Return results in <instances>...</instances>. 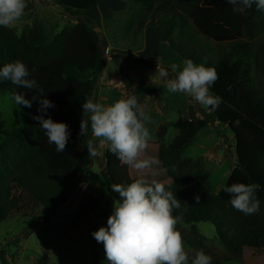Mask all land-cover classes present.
Returning a JSON list of instances; mask_svg holds the SVG:
<instances>
[{
	"label": "trees",
	"instance_id": "16d2710c",
	"mask_svg": "<svg viewBox=\"0 0 264 264\" xmlns=\"http://www.w3.org/2000/svg\"><path fill=\"white\" fill-rule=\"evenodd\" d=\"M54 6L66 12L77 11V22L65 26L52 38L40 23L26 25L22 31L15 27L0 26V68L6 63L20 60L44 89L46 97L55 107L47 109L43 115L54 121L66 122L70 138L66 152H57L50 144L38 120H28L4 132L0 143V222L15 217L38 218L56 217L74 192L85 182L93 156L88 155L87 142L92 139L91 130L80 136L82 104L89 98L92 78L95 75L101 50L84 13L95 9L101 0H52ZM135 3L147 13L139 14L144 25L147 16L159 34V42H168L171 49L186 59L182 48L171 39L179 22L190 21L196 30L216 43L230 42L231 51L212 59L205 56V66L215 67L219 79L211 87V92L222 97V103L200 120L179 118L173 125L177 135L169 143L165 125L158 132L160 145L157 151L159 165L147 172L146 178L158 180L170 186L180 200L182 222L191 225L187 231L177 227L184 242L191 248L189 264L195 251L203 250L212 257L211 264H224L223 259L206 246L204 236L196 226L199 222H210L216 228L217 236L230 256L240 257L245 250H264V11L253 4L246 15L232 10L226 0H125ZM35 0H27L25 15L34 8ZM24 15V16H25ZM164 31V32H163ZM163 32V33H162ZM132 61L142 67L155 68L157 61L131 56ZM202 64L201 59L193 60ZM37 71L32 72L33 67ZM168 70V69H167ZM169 71V78L171 72ZM23 92L31 100L35 94L28 89L0 81V94ZM131 95H127L126 98ZM33 114L41 115L39 102L33 101L30 108L19 106ZM218 121L229 128L237 137L238 150L248 156L246 164H237L225 184L215 192L209 184L199 157L185 155L186 148L196 136L211 122ZM175 166V171H173ZM166 170V171H165ZM142 174L136 171L134 180ZM111 206L118 193L111 190L113 182L107 177ZM233 183H258L256 193L260 210L256 214L245 215L231 204V194L225 186ZM200 196V203L195 200ZM100 208V200L92 186L83 193L78 210L67 221L69 227H77L90 213ZM31 216V215H30ZM1 264H8L4 249L1 250ZM37 264H53L48 252H44Z\"/></svg>",
	"mask_w": 264,
	"mask_h": 264
},
{
	"label": "rangeland",
	"instance_id": "374dc122",
	"mask_svg": "<svg viewBox=\"0 0 264 264\" xmlns=\"http://www.w3.org/2000/svg\"><path fill=\"white\" fill-rule=\"evenodd\" d=\"M76 13L77 11L68 13L55 7L52 0H35L32 11L15 28L22 31L26 25L37 22L42 24L52 38L65 26L77 22L78 17L72 15ZM145 13L147 12L141 6L127 4L125 0H101L95 9L83 14L91 24L101 50L88 99L107 106L127 95H135L138 103L151 116V123L147 124L151 139L145 155L157 157L161 142L158 132L164 125L167 136L163 142L169 143L178 133L173 124L179 118L200 120L208 110L185 93H170L165 81L155 73L157 67H142L132 61L133 55L157 61L162 68L170 70L173 77L175 74L170 65L176 63L182 68L183 61L186 60L172 50L168 42H159V34L149 26L152 19L150 14L146 23L140 24L138 16ZM177 25L179 26L171 39L186 55L190 54L193 60L201 59V63L205 64V56L218 60L231 51L230 42L216 43L199 33L190 21L179 22ZM151 76L154 84L150 83ZM33 117L32 113L16 105L10 94H0V143L4 132L33 120ZM228 130L227 126L218 121L211 122L185 150V155L200 158L209 175L210 187L215 192L225 184L235 166L246 164L248 158L237 149V137ZM95 143L100 155L92 158L85 182L56 217L38 218V214L43 211L37 209L36 215L30 212L29 217L17 216L0 222V253L4 249L8 264H37L44 252H48L53 264H108L103 244L97 243L92 235L95 230L107 225L113 212V205L107 203L110 198L107 177L111 178L113 184L127 186L134 180L135 170L121 163L110 151L107 141L97 140ZM89 186L94 188L95 195L100 200V208L97 212L88 214L77 227H69L67 221L75 216L80 199ZM177 226L187 231L191 229V225L184 222ZM196 226L204 236L206 246L219 255L224 264H264V250H245L240 257L230 256L213 224L199 222ZM184 245L186 251L191 250L185 242Z\"/></svg>",
	"mask_w": 264,
	"mask_h": 264
},
{
	"label": "clouds",
	"instance_id": "9594fccd",
	"mask_svg": "<svg viewBox=\"0 0 264 264\" xmlns=\"http://www.w3.org/2000/svg\"><path fill=\"white\" fill-rule=\"evenodd\" d=\"M226 2L232 5L234 12L242 15H246L253 4L258 10L264 11V0ZM26 7L27 0H0V26L14 28L24 17ZM170 68L175 74L172 78L159 63L155 72L165 81L170 93H185L205 109L215 110L222 103V97L211 92L212 85L219 79L215 67L186 59L182 68L176 63ZM31 71L35 72L37 68L34 66ZM5 80L35 93L31 100L23 92L14 93L12 99L16 105L28 108L33 101H38L41 115L33 118L39 121L48 142L56 146V151L66 152L71 135L69 126L66 122L54 121L50 116L46 118L43 115L55 104L46 97L38 82L30 78L26 64L20 60L6 63L0 68V81ZM150 83L154 84L152 76ZM82 108L79 135H87L89 129L92 134V139L87 142L88 155H100L95 141H107L110 151L121 163L142 174L127 186L111 185V190L118 193L113 212L107 225L92 233L97 243L103 244L108 264H189V253L176 227L182 222L187 209H182L179 215H173L174 209L181 208L176 194L165 183L146 178L147 172L154 165H159L160 161L145 155L151 139L147 127L151 123V116L145 107L138 103L135 95H131L107 106L88 99L83 102ZM259 187L258 183H233L223 190L231 194V204L236 210L252 215L260 210V201L256 196ZM195 200L200 203V196L196 195ZM211 260L210 255L198 250L191 264H211Z\"/></svg>",
	"mask_w": 264,
	"mask_h": 264
},
{
	"label": "crops",
	"instance_id": "0c3cea01",
	"mask_svg": "<svg viewBox=\"0 0 264 264\" xmlns=\"http://www.w3.org/2000/svg\"><path fill=\"white\" fill-rule=\"evenodd\" d=\"M173 50V49H172Z\"/></svg>",
	"mask_w": 264,
	"mask_h": 264
}]
</instances>
